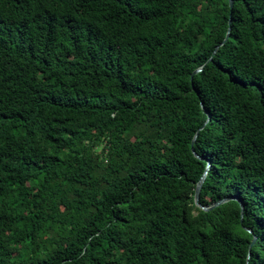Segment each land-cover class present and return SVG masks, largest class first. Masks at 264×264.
<instances>
[{"label": "trees", "instance_id": "1", "mask_svg": "<svg viewBox=\"0 0 264 264\" xmlns=\"http://www.w3.org/2000/svg\"><path fill=\"white\" fill-rule=\"evenodd\" d=\"M0 264H264V0H0Z\"/></svg>", "mask_w": 264, "mask_h": 264}, {"label": "water", "instance_id": "2", "mask_svg": "<svg viewBox=\"0 0 264 264\" xmlns=\"http://www.w3.org/2000/svg\"><path fill=\"white\" fill-rule=\"evenodd\" d=\"M227 4H228V7H229V9H230L231 6H232V0H227ZM229 21H230V19L227 20V23H228V24H229ZM228 30H229V27H227V31H226L225 36L223 37V39L221 40V42H219L218 45H216V46L214 47V49H213V51H212L211 54H213V53L215 52V50L218 48V46H220V45L225 41V39H226L227 36H228ZM207 60H209V58H208ZM201 69H202V65L196 67L195 69L192 70L191 75L194 74V73L199 72ZM191 75H190V78H189L190 80H191ZM200 107H201L202 111L206 114V120H207V119H208V113L204 110V108L202 107L201 104H200ZM206 120H205V122H206ZM201 128H202V126H201L199 129H201ZM199 129H198V130H199ZM198 130H197V131H198ZM197 131H196V132H197ZM196 132H195V134L193 135V137H192V139H191V141H190V144H191V145H192V142H193V140H194V138H195V136H196ZM190 151H191L192 155H193L195 158L201 159V157L198 156V155L193 151V149H192L191 146H190ZM208 166H209V163L206 162V166H205V168H204L202 174L200 175V177L198 178V180H197V181L195 182V184H194V187H193V195H192V201H193V204H194L197 208H199L200 210H202V211H208V210H210V209H212V208H214V207H216V206H218V205H220V204H222V203H224V202H226V201H228V200H234V201L238 204V206H239L240 215H241V214H242V210H243V204H242V201H241L238 197H236L235 195L225 196V197L220 198V199H218V200H216V201H213V202H211V203H209V204H207V205H201V204L199 203V201H198V193H199V189H200L201 183H202V181H203V179H204V177H205V175H206V172H207V170H208ZM242 229H243L244 231L248 232V233L251 232L249 228H246V227H243V226H242ZM254 238H255V236L253 235L252 238H251V243L254 241Z\"/></svg>", "mask_w": 264, "mask_h": 264}]
</instances>
